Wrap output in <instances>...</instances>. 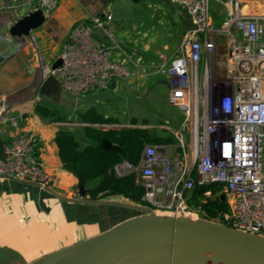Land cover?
<instances>
[{"label": "built area", "instance_id": "1", "mask_svg": "<svg viewBox=\"0 0 264 264\" xmlns=\"http://www.w3.org/2000/svg\"><path fill=\"white\" fill-rule=\"evenodd\" d=\"M60 1L35 0L32 11L40 10L47 18ZM213 1L226 9L221 30L215 27L210 0H168L190 23L179 55L157 56V68L167 79V102L184 116L172 133L175 145L146 146L136 164L123 161L113 171L117 177H136L144 189L145 210L174 217L203 219L200 206L187 205L186 194L195 185H220L214 198L223 195L228 211L209 222L264 238V14L247 15L241 10L242 2L263 1L264 5V0ZM26 5L23 0H5L0 10L15 14ZM110 19L109 14L92 16L71 28L59 54L61 64L49 72L63 95L83 98L107 90L112 80L131 76L130 62L109 28ZM222 33L228 45L223 63L226 81L219 86L221 94L199 135L193 120L197 103L193 78L202 58L213 57ZM23 122V115L0 114V125L17 129ZM186 133L189 147L184 145ZM35 142L32 132L12 137L4 145L0 176L49 188L52 179L33 155Z\"/></svg>", "mask_w": 264, "mask_h": 264}, {"label": "crops", "instance_id": "2", "mask_svg": "<svg viewBox=\"0 0 264 264\" xmlns=\"http://www.w3.org/2000/svg\"><path fill=\"white\" fill-rule=\"evenodd\" d=\"M112 1L61 0L55 11L45 18L40 28L20 40H12L13 38L8 36V29L17 19L32 12L36 5L35 0H23L28 5L15 14L0 10V27H6L7 30L5 36L0 35V56L11 55L0 66V102L3 103L0 106V114L8 107L4 115L24 116V122L17 129L0 125V138L6 145L16 134L32 132L36 138L34 158L52 179L51 186L45 189L0 177V264H31L52 252L95 237L144 214L142 206L122 196L99 195L92 199L89 194L83 198L78 195L77 180L60 162L54 137L59 131H67L80 137L81 130H76L74 126L82 123L80 120L79 122L71 120L72 115L67 117L57 115L55 113L57 108L54 105L62 107L65 104L63 101L70 99L79 105L78 101H81V98L74 99L61 95V101L54 103L46 98L48 101L44 100L37 92L43 80L49 75L52 65L59 58L73 25L92 16L102 17L109 14L106 10L102 15H97L93 8H110ZM122 1L118 0L120 5H126ZM158 2L160 1L147 0L140 3L145 8H155L154 4L158 5ZM259 2H262L260 5L263 6V1ZM4 3L5 0H0V5ZM248 3L242 2V7L248 8ZM169 4L171 5L169 8H177ZM80 8L87 10L82 11ZM181 12L177 8V13ZM184 16L186 17L185 14ZM186 19L188 20L187 17ZM189 27L188 20L186 29ZM120 46L129 61L128 56L131 55L128 49L121 42ZM118 81L112 80L105 91L115 90ZM102 92L91 93L85 98H92L94 103L98 104V97ZM37 96L40 98L39 102H36ZM37 104L54 112L55 116L40 117L34 111ZM91 108L104 117L111 118L97 106L93 105ZM114 126L102 125V129H99H115ZM98 182L99 179L87 182L90 185L86 183L85 189L91 190Z\"/></svg>", "mask_w": 264, "mask_h": 264}, {"label": "rangeland", "instance_id": "3", "mask_svg": "<svg viewBox=\"0 0 264 264\" xmlns=\"http://www.w3.org/2000/svg\"><path fill=\"white\" fill-rule=\"evenodd\" d=\"M156 1L160 2L158 5L154 4L155 8H145L141 6L142 2L137 7L130 0L122 1L126 5H120L118 0H113L110 8H93L97 15H102L106 10L109 11L111 16L109 28L118 44L121 42L131 55L128 56L131 76L126 80H119L115 90L102 92L98 97V104L94 103L92 98L84 97L78 101L79 105L71 99L63 101L65 104L62 107L54 105L57 108L55 111L57 115L65 117L74 115L70 119L79 122L80 114L94 105L104 111L108 117L117 120L118 124H114L116 129L128 127L129 121L134 118L137 126H142V121H146L147 124L143 127L157 135L167 136L178 130L184 116L180 110L170 106L167 102V79L157 68V56L163 54L168 58H173L179 55L180 43L187 30L188 20L182 12L177 13V8H169L171 5L168 0ZM260 3L262 2L249 1L248 8L241 7V10L247 15H262L264 5ZM210 8L215 27L221 30L226 17V9L222 4L213 0H210ZM80 9L87 10L86 8ZM6 34V27H0V35L5 36ZM227 52L226 37L222 33L216 42L213 57L211 59L202 58L197 66V73L193 78L197 102L196 118L193 120H196L199 135L206 128L212 108L221 94L218 88L226 81L223 63ZM84 126L85 124L78 123L74 128L80 131ZM95 128L99 129L101 126ZM164 131L166 133H163ZM190 142L189 135L184 134V145L189 147ZM172 151L175 153L176 150L172 149ZM87 185L89 186L90 183ZM158 215L171 216L165 213Z\"/></svg>", "mask_w": 264, "mask_h": 264}, {"label": "water", "instance_id": "4", "mask_svg": "<svg viewBox=\"0 0 264 264\" xmlns=\"http://www.w3.org/2000/svg\"><path fill=\"white\" fill-rule=\"evenodd\" d=\"M130 1L139 4L147 0ZM44 22L42 12L34 10L17 19L9 27L8 36L13 39L28 37ZM10 57L1 55L0 66ZM60 64L58 58L51 70ZM37 92L55 103L63 95L57 80L51 75L43 80ZM7 111L8 107L1 114ZM99 148L105 152H120L117 146L105 139ZM4 158V143L0 138V161ZM67 171L77 180L78 195L86 197L90 190L85 189L73 166H69ZM219 199L225 201L223 195ZM31 264H264V238L203 219L160 216L144 209L141 216L52 252Z\"/></svg>", "mask_w": 264, "mask_h": 264}, {"label": "trees", "instance_id": "5", "mask_svg": "<svg viewBox=\"0 0 264 264\" xmlns=\"http://www.w3.org/2000/svg\"><path fill=\"white\" fill-rule=\"evenodd\" d=\"M34 111L42 118L55 116L54 112L41 104L35 105ZM79 117L80 122L85 124L80 137L67 131H59L54 137L58 158L63 167L67 169L72 165L84 184L99 179L89 192L92 199H96L99 195L122 196L134 204L146 206L142 200L144 189L136 177L133 174L117 177L112 169L123 161L136 164L146 146L175 144L173 136L157 135L146 128L138 127L134 118L129 121V126L126 128L107 130L95 128L93 125H114L118 122L113 118L104 117L94 108L86 110ZM146 124V121L141 123L142 126ZM104 139L117 146L120 152L102 151L99 144ZM220 191L221 186L217 184L195 185L186 194V203L189 207L200 206L204 220H216L218 213L225 214L228 211L225 201L214 198ZM206 192H210L211 195L206 197L204 195Z\"/></svg>", "mask_w": 264, "mask_h": 264}, {"label": "bare ground", "instance_id": "6", "mask_svg": "<svg viewBox=\"0 0 264 264\" xmlns=\"http://www.w3.org/2000/svg\"><path fill=\"white\" fill-rule=\"evenodd\" d=\"M113 170V169H112ZM163 214V213H162ZM183 217H187V218H190V220H197L195 217H189V216H183Z\"/></svg>", "mask_w": 264, "mask_h": 264}]
</instances>
